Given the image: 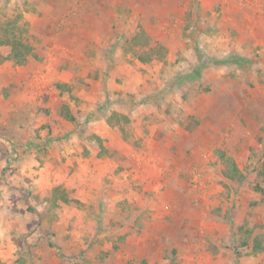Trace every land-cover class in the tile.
<instances>
[{
    "label": "rangeland",
    "instance_id": "1",
    "mask_svg": "<svg viewBox=\"0 0 264 264\" xmlns=\"http://www.w3.org/2000/svg\"><path fill=\"white\" fill-rule=\"evenodd\" d=\"M6 25L34 57L0 66V264H149L135 237L162 264H264V196L249 186L264 161V0H0ZM96 96L112 142L91 132L84 158L142 163L128 177L92 167L78 186L71 143L49 154L31 138ZM57 186L76 202L55 206Z\"/></svg>",
    "mask_w": 264,
    "mask_h": 264
},
{
    "label": "crops",
    "instance_id": "2",
    "mask_svg": "<svg viewBox=\"0 0 264 264\" xmlns=\"http://www.w3.org/2000/svg\"><path fill=\"white\" fill-rule=\"evenodd\" d=\"M119 17V16H118ZM118 17L116 18L118 20ZM105 50L103 49L104 54L109 52L107 55H111L112 54V51H109L108 48L104 47ZM110 49L111 46H110ZM102 51V52H103ZM100 52V53H102ZM116 52H119L120 54V51L116 50ZM100 62V60L98 59V63ZM117 67H128V64L127 63H121L119 64ZM67 88H70L68 84H66ZM95 94V93H94ZM100 94V93H99ZM98 94V95H99ZM28 95V94H27ZM96 95V94H95ZM83 98V97H81ZM85 100V101H84ZM88 99H83V102L84 103L82 106L81 104L79 105V107L81 106L80 109H83L82 112H77V109L74 110L73 106H71V114L72 116L75 118V121L72 122V121H67L65 120L64 121V124L67 128L63 129V130H60L59 129V126H55V123H50L52 124V128H53V132L54 134L52 135V138L51 139H47V140H43L42 142V145H41V142L36 139L34 136L31 138L32 139V142H35V146H37L38 148L45 145V147L49 150V154L54 150V148L56 147V139L54 138H58L60 136V138H62L59 142H63L65 141V143H71V145L68 147V150H67V156H69V161L68 163L70 164V166H73L72 164H74L75 162L78 163V168L76 167L75 169L77 170V177H78V181L76 179H70V183L72 184H77L78 183V186L80 185H87L88 184V181L90 180V174L91 173V168L92 167H99V165H101V169L98 170V172L96 171H93L94 172L93 174L97 173L96 176L97 177H100V178H103L104 176H106V174L108 173V175L110 176V174H114L117 167H120L122 168V172H121V175L125 176V177H128L130 176V171L131 170V167L135 166L137 167V163H135L133 161L132 163V159L131 158H128L129 161L126 162L123 161V162H110L109 160H97L95 159V157L97 158L96 154H93V156H91V158H84V154L87 153L88 151L87 150H90L92 152H94L93 150L94 149H89V147H87V144H86V136H88L91 132L92 133H95L97 134V136L101 137L102 139H108L110 140V142H112L111 138H109V136L107 135L108 131L105 130L106 128V125L104 123V120H103V123H102V117L100 116V114L98 112H101L99 111V108L97 107V103L98 102H101L102 100L99 99L97 96L93 98L92 102H93V105H89V108H87V102ZM27 102H30V103H27ZM34 103L31 101V97L28 98V97H25V106L26 108H29L32 107L31 105H33ZM92 110V111H91ZM54 117V116H53ZM55 119V118H54ZM104 119V118H103ZM83 121H88V126H87V129L85 128V131H80L78 130L79 127H81V123ZM96 121H99L97 124H96ZM145 124H148V121H145ZM68 125L70 128H68ZM113 125V124H112ZM95 126L97 127H101L103 128V130H96ZM107 131V132H105ZM66 134V135H64ZM8 140V139H7ZM114 141H119L118 143H121V142H124L123 139H113ZM22 149H19L22 153L23 152H29L32 154V157L30 159V161L28 162V164L26 165V169H29L30 170V174H33L35 173L36 169L38 170V172L41 174L40 176L43 177L44 175H46L45 173H42L46 170V167L47 168H52L48 163L46 165H43L45 166V168H41L40 169V166L41 164L38 162V158H36V153H35V150H37L38 148L37 147H33L32 149H29L28 145H27V141L25 140V137L22 136ZM28 142H29V139H28ZM127 145H130V143L128 141H126ZM31 143H29V145H31ZM112 147H114V149L117 151H120V147L119 146H114L115 144H111ZM59 146V145H58ZM63 146V145H61ZM86 146V148H85ZM107 148V147H106ZM27 149V150H26ZM76 154L77 157H75L73 159V154ZM120 152L123 153V151L121 150ZM95 153V152H94ZM78 155H80V157H78ZM49 156V155H48ZM64 156H66V153L64 154ZM66 156V157H67ZM129 157V155H127ZM49 158V157H48ZM117 163V164H116ZM142 161H140L138 164L141 165ZM158 164L157 166L161 167V162L159 163H156ZM156 167V168H158ZM39 168V169H38ZM106 168H108V170L106 171ZM112 171V173H111ZM145 171V170H144ZM143 171V172H144ZM51 172V171H50ZM140 172V171H139ZM142 172V171H141ZM146 172L143 173V175L145 174ZM138 176V175H137ZM142 176V175H140ZM139 176V177H140ZM49 177V176H48ZM144 177V176H143ZM130 238V237H129ZM140 240V241H139ZM156 240H152V241H148L146 240L145 238H141V239H138V238H134V243H136L137 245H142L143 246V249L145 250V254L143 255H139V253H136V251H134V249L131 247V256H134L133 258H145L147 259L150 263L149 264H157V263H164L163 261V251H156L154 250V245L157 244L155 243ZM157 242V241H156Z\"/></svg>",
    "mask_w": 264,
    "mask_h": 264
},
{
    "label": "trees",
    "instance_id": "3",
    "mask_svg": "<svg viewBox=\"0 0 264 264\" xmlns=\"http://www.w3.org/2000/svg\"><path fill=\"white\" fill-rule=\"evenodd\" d=\"M123 38L127 35L122 34ZM141 35L137 34L132 42L138 44ZM34 57V48L27 39H24L15 32L11 25H6L0 29V66L5 62H13L17 65L23 66L27 63L28 59ZM142 62H147V57L139 56ZM59 114L67 121H75L69 107L63 105L58 109ZM264 137V127L261 130ZM99 140V139H98ZM233 172H238V168L233 165ZM256 177L253 182L249 184L250 188L262 196H264V161L255 169ZM51 202L56 206L59 203L67 205L73 204L76 201L70 197L69 192L62 186H57L53 189ZM246 245V244H245ZM264 250V239L255 238L253 242V251L255 253Z\"/></svg>",
    "mask_w": 264,
    "mask_h": 264
},
{
    "label": "water",
    "instance_id": "4",
    "mask_svg": "<svg viewBox=\"0 0 264 264\" xmlns=\"http://www.w3.org/2000/svg\"><path fill=\"white\" fill-rule=\"evenodd\" d=\"M58 249H60V248L58 247ZM61 257H63V256L61 255Z\"/></svg>",
    "mask_w": 264,
    "mask_h": 264
}]
</instances>
